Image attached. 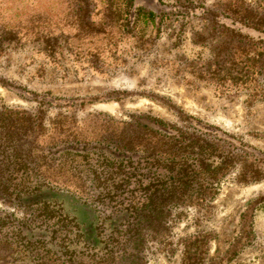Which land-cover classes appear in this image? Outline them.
<instances>
[{"label": "rangeland", "instance_id": "374dc122", "mask_svg": "<svg viewBox=\"0 0 264 264\" xmlns=\"http://www.w3.org/2000/svg\"><path fill=\"white\" fill-rule=\"evenodd\" d=\"M215 3L0 0L1 150H18L26 134L44 149L143 139L165 166L197 172L200 187L182 192L191 203L163 210L161 222L140 213L136 226L150 239L143 253L104 264H264V80L260 59L232 54L237 45L260 54L264 37L224 30L216 40ZM131 122L165 138L119 124ZM47 176L96 195L69 166Z\"/></svg>", "mask_w": 264, "mask_h": 264}, {"label": "trees", "instance_id": "16d2710c", "mask_svg": "<svg viewBox=\"0 0 264 264\" xmlns=\"http://www.w3.org/2000/svg\"><path fill=\"white\" fill-rule=\"evenodd\" d=\"M210 8L211 12L203 10L211 13L218 31L222 30L216 40L224 30L231 38L243 37L242 29L264 37V0H217ZM223 20H228L231 28ZM244 39H250L249 34ZM260 44V54L239 45L232 54L246 57L249 63L260 59L259 74L264 80V38ZM119 124L139 131L141 127L147 134L165 138L159 130L139 122ZM36 131L42 134L43 129L39 126ZM13 133L14 129L9 143ZM24 136V145L18 150L11 144L7 150L0 149V203L5 207L0 210V253L5 264H104L121 254L143 253L141 247L144 249L150 239L136 226L140 213L161 222L163 210L193 201L182 192L195 184L192 179L197 172L186 176L182 165L165 166L164 155L151 153L140 137L134 146L72 141L44 149L34 138ZM59 165L84 177L96 195L84 196L80 190H71L67 180L47 176ZM172 172L179 173L178 179ZM136 195L148 202L142 209L133 204Z\"/></svg>", "mask_w": 264, "mask_h": 264}]
</instances>
